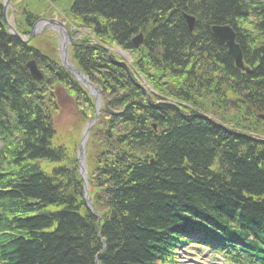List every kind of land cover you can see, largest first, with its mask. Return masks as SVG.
I'll return each mask as SVG.
<instances>
[{
  "label": "trees",
  "instance_id": "trees-1",
  "mask_svg": "<svg viewBox=\"0 0 264 264\" xmlns=\"http://www.w3.org/2000/svg\"><path fill=\"white\" fill-rule=\"evenodd\" d=\"M18 2L12 24L23 35L53 12L42 0ZM60 9L87 32L82 43L98 42L76 46L73 59L117 112L101 113L87 144L100 219L84 204L75 159L92 99L52 56L6 30L0 3V264H170L196 225L264 260V0H62ZM183 13L194 16L191 30ZM224 23L248 71L211 33ZM103 44L133 55L155 104ZM68 96L81 107L56 130Z\"/></svg>",
  "mask_w": 264,
  "mask_h": 264
},
{
  "label": "water",
  "instance_id": "water-1",
  "mask_svg": "<svg viewBox=\"0 0 264 264\" xmlns=\"http://www.w3.org/2000/svg\"><path fill=\"white\" fill-rule=\"evenodd\" d=\"M186 20L188 22L189 28H191L192 21H193V17L186 16ZM39 22L57 23L59 25L61 24L58 21H55V20H47V19L40 20ZM9 28H10V26H9ZM212 31L216 35V37L218 39H220L221 41L225 42V44L228 47V52L230 53V55L233 56L236 65L238 67H242L241 52H240V49H239L238 45L234 42V33H233L232 29L230 27H228V26H225V25L224 26H213L212 27ZM64 32H65L66 37H68V32L66 30H64ZM61 56L63 57L62 63L67 67V69L69 71H71L76 78L80 79V81H82L91 90V93L95 97V106H96V109H97V107L99 105V102H100V97H99V95L97 93L96 87L93 84H91L79 71H77L73 66H71L66 61V52H64L63 54H61ZM26 65L29 68L30 73L35 78H37V79L41 78V73L37 69V67H36V65H35V63H34L33 60L28 61L26 63ZM82 147H83V143H81L80 146H79V150H78L79 151L78 152L79 159L82 158V153H83ZM83 171L84 170L80 168V173L82 175H83ZM84 196L86 197V194ZM86 201H87V204H89V201L88 200H86Z\"/></svg>",
  "mask_w": 264,
  "mask_h": 264
},
{
  "label": "rangeland",
  "instance_id": "rangeland-1",
  "mask_svg": "<svg viewBox=\"0 0 264 264\" xmlns=\"http://www.w3.org/2000/svg\"><path fill=\"white\" fill-rule=\"evenodd\" d=\"M43 2H46V4L48 5V7H49V5H50V1H52V2H54V0H42ZM35 2V0H24V3L27 5V6H30L32 3H34ZM52 2H51V4H52ZM58 2V4H59V6H58V8H61V4H62V0H58V1H56V3ZM15 5H19V6H21V2H16V4ZM9 6V5H8ZM43 27V26H42ZM41 29V28H40ZM40 29H38L37 31H36V33L37 32H39L40 31ZM52 29H53V31L54 32H52V31H44V32H42V33H37L36 34V37H35V39L32 41V43L37 47V48H39L42 52H44V53H49V54H51L52 56H55V57H57V59L59 58V52H58V49H59V36H60V33L57 31V29L55 28H53L52 27ZM53 33H54V35H53ZM113 52H115V54H116V56H118V57H123L127 62H129V56H127L126 54V52H121V53H123V54H120L119 53V51L117 50V48H114L113 50H112ZM125 53V54H124ZM136 80H137V78H136ZM138 81V80H137ZM150 95V94H149ZM150 97V96H149ZM151 98H153V97H151ZM62 105H63V113H62V115L61 116H59L58 118H56V126H57V128L60 130V129H65V128H63V127H59L58 125L60 124V123H65L66 125H69L68 123H69V121H70V111H69V108L71 107V104L69 105V102H67V100H64L63 102H62ZM70 106V107H69ZM68 127V126H67ZM66 127V128H67ZM78 142V141H77ZM78 144V143H77ZM205 255H206V253H205ZM179 258H177L179 261H180V263H178V264H197V263H199V261H200V258L201 257H203V256H200V257H198V258H196L195 260H184V258L183 257H181L180 255L178 256ZM212 260L213 259H209L208 261H207V263H203L202 262V264H211V262H212Z\"/></svg>",
  "mask_w": 264,
  "mask_h": 264
}]
</instances>
